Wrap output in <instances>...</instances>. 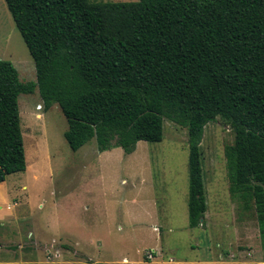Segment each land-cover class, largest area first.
I'll return each instance as SVG.
<instances>
[{
	"label": "trees",
	"instance_id": "16d2710c",
	"mask_svg": "<svg viewBox=\"0 0 264 264\" xmlns=\"http://www.w3.org/2000/svg\"><path fill=\"white\" fill-rule=\"evenodd\" d=\"M35 83L0 60V184L26 171L18 98L57 105L72 152L160 143L168 120L187 130L188 226L207 211L200 149L220 119L228 191L254 211L264 246V0H4ZM202 220V222H201ZM264 260V258H263Z\"/></svg>",
	"mask_w": 264,
	"mask_h": 264
},
{
	"label": "rangeland",
	"instance_id": "374dc122",
	"mask_svg": "<svg viewBox=\"0 0 264 264\" xmlns=\"http://www.w3.org/2000/svg\"><path fill=\"white\" fill-rule=\"evenodd\" d=\"M0 60L15 67L21 83H35L33 60L4 0ZM18 106L26 171L0 184V199L7 192L0 205V262L45 264L43 251L53 243L63 248L57 264L202 262L218 259L223 250L227 258L263 260L254 211H243L228 191L224 151L234 135L220 119L204 129L207 211L203 225L191 229L186 129L164 120L162 141H140L129 155L120 148L99 153L94 140L72 152L57 105L45 110L35 90L20 95ZM243 222L252 229L247 242ZM149 251H156L155 260L145 258Z\"/></svg>",
	"mask_w": 264,
	"mask_h": 264
},
{
	"label": "crops",
	"instance_id": "0c3cea01",
	"mask_svg": "<svg viewBox=\"0 0 264 264\" xmlns=\"http://www.w3.org/2000/svg\"><path fill=\"white\" fill-rule=\"evenodd\" d=\"M2 196H4V199H0V205L2 204H6L7 202V192H1ZM240 229L243 230V233L245 234V242L248 241V234L252 232V229L249 228V223L248 222H243L241 223ZM250 229V230H249ZM225 254V250H223L219 255H218V259L215 260H206V261H202V262H196V261H176L174 262H170L168 261V264H259V263H264V260H250V259H244L241 257L238 258H227L224 256ZM227 255V254H226ZM230 259H232L233 261H231ZM23 261V260H22ZM127 261V259H126ZM25 262V261H24ZM0 264H14V263H4V262H0ZM25 264H34V262L29 261V262H25Z\"/></svg>",
	"mask_w": 264,
	"mask_h": 264
},
{
	"label": "built area",
	"instance_id": "2783aa9c",
	"mask_svg": "<svg viewBox=\"0 0 264 264\" xmlns=\"http://www.w3.org/2000/svg\"><path fill=\"white\" fill-rule=\"evenodd\" d=\"M43 252L45 254V264H57L60 261V257L63 256L62 246L55 245V243H53L50 246L45 247ZM145 258L148 261L155 260L156 251L147 252Z\"/></svg>",
	"mask_w": 264,
	"mask_h": 264
},
{
	"label": "water",
	"instance_id": "95a60500",
	"mask_svg": "<svg viewBox=\"0 0 264 264\" xmlns=\"http://www.w3.org/2000/svg\"><path fill=\"white\" fill-rule=\"evenodd\" d=\"M201 222H202V220H201ZM259 264H264V263H259Z\"/></svg>",
	"mask_w": 264,
	"mask_h": 264
},
{
	"label": "bare ground",
	"instance_id": "6f19581e",
	"mask_svg": "<svg viewBox=\"0 0 264 264\" xmlns=\"http://www.w3.org/2000/svg\"><path fill=\"white\" fill-rule=\"evenodd\" d=\"M125 263H128V261H126Z\"/></svg>",
	"mask_w": 264,
	"mask_h": 264
}]
</instances>
